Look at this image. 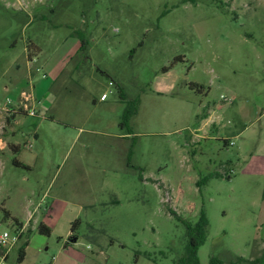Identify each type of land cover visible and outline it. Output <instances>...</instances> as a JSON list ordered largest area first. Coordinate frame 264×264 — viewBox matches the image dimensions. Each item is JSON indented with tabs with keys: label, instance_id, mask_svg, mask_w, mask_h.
<instances>
[{
	"label": "rangeland",
	"instance_id": "obj_1",
	"mask_svg": "<svg viewBox=\"0 0 264 264\" xmlns=\"http://www.w3.org/2000/svg\"><path fill=\"white\" fill-rule=\"evenodd\" d=\"M208 110L218 129L201 126ZM0 140V231L16 224L5 208L25 221L39 203L8 264H174L187 236L172 211L201 210L200 263L250 264L237 258L264 254V0H0Z\"/></svg>",
	"mask_w": 264,
	"mask_h": 264
},
{
	"label": "trees",
	"instance_id": "obj_2",
	"mask_svg": "<svg viewBox=\"0 0 264 264\" xmlns=\"http://www.w3.org/2000/svg\"><path fill=\"white\" fill-rule=\"evenodd\" d=\"M192 86L198 88L199 90L202 89V87L199 86V84H193ZM135 113H136V108L127 107L124 112V117H123V121L121 122V125H124L130 119V117L133 116ZM18 163L21 164L20 162ZM210 176H220V174L213 173ZM208 177L203 178L200 182L206 181ZM172 212L173 214H175V216H177L178 219L182 220V222L184 223L186 228V236H187L186 250L184 254L174 262V264H201L197 255V249L200 245H202L205 242L207 235V227H208V219L204 210H201L199 220L197 222H192L188 219H183L179 215H177L176 212L174 211ZM10 217L11 215L9 211H5V219H8ZM14 222L20 224L16 219H14ZM39 230L42 233L49 234L51 228L45 225L44 223H40ZM27 244L28 241H25L22 247L19 249V255H18L19 261H23L25 258L26 255L25 246ZM237 260L239 262L247 261L250 264H264V254L262 255V257L257 259L248 260L243 257H238ZM209 264H222V262L219 258L212 257Z\"/></svg>",
	"mask_w": 264,
	"mask_h": 264
},
{
	"label": "built area",
	"instance_id": "obj_3",
	"mask_svg": "<svg viewBox=\"0 0 264 264\" xmlns=\"http://www.w3.org/2000/svg\"><path fill=\"white\" fill-rule=\"evenodd\" d=\"M31 98L33 99L32 94L23 93L25 104L20 105L17 110L20 109L26 111L28 114L34 115L35 109L33 107L30 108L29 104L27 103V101ZM104 98H106V93L102 95V99ZM222 99L231 100V98H227L225 95H222ZM27 231L28 227L26 224L18 223L14 224L8 229L0 231V264H8L11 252L17 247Z\"/></svg>",
	"mask_w": 264,
	"mask_h": 264
},
{
	"label": "crops",
	"instance_id": "obj_4",
	"mask_svg": "<svg viewBox=\"0 0 264 264\" xmlns=\"http://www.w3.org/2000/svg\"><path fill=\"white\" fill-rule=\"evenodd\" d=\"M104 94V93H103ZM102 94V95H103ZM102 98V97H101ZM214 108L215 109H217V108H219V105L218 104H215L214 105ZM202 121H203V124L201 125V126H205V125H212V126H215V127H217V121L215 120V116L212 114V112H211V110H208V112L204 115V117H203V119H202ZM217 129H218V127H217ZM243 134L244 132L242 131V132H240V134ZM240 134H238V135H240ZM225 137V139H226V143H228V141H232L231 140V138H230V136L229 135H225L224 136ZM1 141L2 140H0V143H1ZM5 145H6V143L3 145V147H5ZM2 148V147H1ZM20 163H22L21 161H19ZM29 202H31V200L29 199L28 200ZM54 202L55 201H53L51 204H50V208H48L47 209V211H46V213L44 214V216H43V220H42V222L41 223H44L45 225H47L48 227H50L49 226V222L47 221V217L49 216V214H50V211L51 210H53L54 209ZM38 208H39V203L35 206V208H34V211L33 212H30L29 213V215H28V217H27V219L24 221V220H21L20 218H18L17 216H15V215H13V213L9 210V209H7V208H5L6 210L5 211H9V213H10V215H11V217H10V219H12V221L14 222V219H16L20 224H26L27 225V227L30 225V223L32 222V220H33V218H34V216H35V214H33V213H36V211H38ZM29 228V227H28ZM28 230H30V229H28ZM27 234L29 235V233H28V231H27ZM28 235H27V237H25L26 236V234L24 235V237L21 239V241L24 243L25 241H28L29 242V239H28ZM77 239V238H76ZM20 241V242H21ZM20 242H19V244L17 245V247H19V249L22 247V245L20 246ZM72 242H75V241H72ZM16 247V248H17ZM15 248V249H16ZM14 251V250H13ZM13 251L11 252V254L13 253ZM25 252H26V248H25ZM11 254H10V257H11ZM26 256V255H25ZM10 259V258H9Z\"/></svg>",
	"mask_w": 264,
	"mask_h": 264
},
{
	"label": "water",
	"instance_id": "obj_5",
	"mask_svg": "<svg viewBox=\"0 0 264 264\" xmlns=\"http://www.w3.org/2000/svg\"><path fill=\"white\" fill-rule=\"evenodd\" d=\"M77 239L76 238H70L69 241L72 242V241H76Z\"/></svg>",
	"mask_w": 264,
	"mask_h": 264
}]
</instances>
